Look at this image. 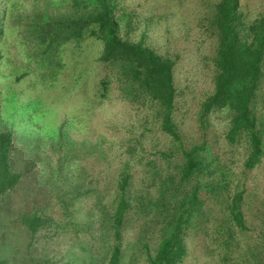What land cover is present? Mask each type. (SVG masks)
I'll return each instance as SVG.
<instances>
[{"label":"rangeland","instance_id":"1","mask_svg":"<svg viewBox=\"0 0 264 264\" xmlns=\"http://www.w3.org/2000/svg\"><path fill=\"white\" fill-rule=\"evenodd\" d=\"M211 1L119 0V4L132 17L131 40L175 58L174 120L184 146L207 148L205 160L210 163L208 170L204 167L199 172L202 184L230 181L231 189L237 185L244 190L248 229L236 231L235 241L224 248L221 241L226 233H215L223 199L215 195L217 190L201 189L206 210L203 216L191 218L181 264H264V157L252 170L244 171L242 148L224 139L225 115H210L205 131L197 123L200 102L212 89V44L199 27L202 11ZM66 2L0 0V11L11 4L14 13L44 8L53 12ZM239 4L248 19L264 11V0H239ZM3 22L11 27L8 12ZM21 39L13 29L0 44V130L14 132L9 160L20 175L0 203V260L7 264H105L106 246L92 258L85 249L88 241H102L93 240L92 235L100 233L97 216L113 193L111 183L124 162L135 185L148 183L146 162L170 145L169 137L145 120V111L122 100L115 88L102 104L93 99L100 41L88 38L78 45L67 44L59 53L61 66L48 74L46 67L28 60ZM21 73L26 74L16 80ZM156 163L162 166L164 162ZM22 213L51 215L62 223L71 219L82 224L83 230L70 222L56 232L46 228L29 236L19 222ZM149 221L150 216L129 214L121 264H128L133 256L136 264H143L136 241L140 229L151 225Z\"/></svg>","mask_w":264,"mask_h":264},{"label":"trees","instance_id":"2","mask_svg":"<svg viewBox=\"0 0 264 264\" xmlns=\"http://www.w3.org/2000/svg\"><path fill=\"white\" fill-rule=\"evenodd\" d=\"M239 5V0H213L202 11L199 27L212 44V89L200 102L197 123L205 131L210 115H225L224 139L229 145L242 148L243 170L250 171L264 157V11L248 19ZM56 10L14 13L10 4L0 11V44L7 31L17 29L28 60L46 67L49 74L61 66L59 53L67 44L78 45L88 38L100 41L93 99L102 104L115 88L122 100L145 111V120L158 125L170 144L156 151L154 159L147 160L149 181L143 186L135 185L128 163L124 162L111 183L113 193L103 202L97 216L101 230L92 239L102 241L85 242L87 256L92 258L106 246L108 254L102 256L106 257L105 264H121L124 230L133 211L138 218L141 214L150 216L151 225L137 234L138 255L143 264H181L187 253L191 218L203 216L206 210V197L200 195L202 188L209 192L217 190L215 195L223 199L222 217L215 233H226L221 242L228 248L235 241L236 231L248 229L243 211L244 190H238L237 185L231 189L230 181L202 184L199 172L204 167L208 170L210 163L205 160L207 148L197 144L184 146L174 120L175 58L130 39L134 31L132 17L119 0H68ZM7 12L11 27H5L3 22ZM25 74L17 75L16 80ZM63 126L58 128L60 137ZM13 140L11 129L0 130V203L20 177L9 160ZM128 151L134 148L128 147ZM159 159L164 162L162 166L156 163ZM19 222L29 236L46 228L56 232L70 222L83 230L82 224L71 219L62 223L51 215L37 213H22ZM221 258L226 259L225 251ZM135 262L133 256L128 264ZM0 264H7L6 260L1 259Z\"/></svg>","mask_w":264,"mask_h":264}]
</instances>
